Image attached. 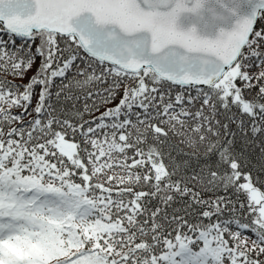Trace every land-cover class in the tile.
I'll return each mask as SVG.
<instances>
[{
  "label": "snow or ice",
  "instance_id": "1",
  "mask_svg": "<svg viewBox=\"0 0 264 264\" xmlns=\"http://www.w3.org/2000/svg\"><path fill=\"white\" fill-rule=\"evenodd\" d=\"M257 173L264 0H0V264H264Z\"/></svg>",
  "mask_w": 264,
  "mask_h": 264
},
{
  "label": "trees",
  "instance_id": "2",
  "mask_svg": "<svg viewBox=\"0 0 264 264\" xmlns=\"http://www.w3.org/2000/svg\"><path fill=\"white\" fill-rule=\"evenodd\" d=\"M194 94V93H193ZM258 177L261 178V179H264V173H257ZM218 195H225L224 192L220 191L217 193ZM230 195V193H229ZM183 201H177L174 205H173V208H182L183 207ZM155 205V202H153V206ZM169 211H171V209H169Z\"/></svg>",
  "mask_w": 264,
  "mask_h": 264
}]
</instances>
